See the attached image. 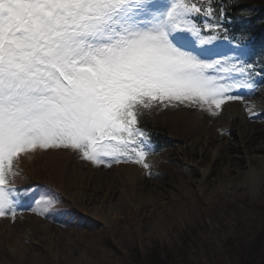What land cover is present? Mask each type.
I'll use <instances>...</instances> for the list:
<instances>
[{"label": "rangeland", "instance_id": "374dc122", "mask_svg": "<svg viewBox=\"0 0 264 264\" xmlns=\"http://www.w3.org/2000/svg\"><path fill=\"white\" fill-rule=\"evenodd\" d=\"M221 24L211 9L184 35L216 55L221 66L210 74L240 84L227 95L257 102L254 114L230 111L236 99L211 110L138 108L137 122L176 140L162 150L140 136L134 147L148 153V168L123 158L97 165L64 148L22 155L10 180L16 216L0 217V264H154L153 253L160 264H264V49L216 37ZM247 123L260 131L248 133Z\"/></svg>", "mask_w": 264, "mask_h": 264}, {"label": "snow or ice", "instance_id": "6c2138e0", "mask_svg": "<svg viewBox=\"0 0 264 264\" xmlns=\"http://www.w3.org/2000/svg\"><path fill=\"white\" fill-rule=\"evenodd\" d=\"M193 11L186 0H0V217L16 216L8 185L22 155L64 148L148 168L138 108L240 98L184 35Z\"/></svg>", "mask_w": 264, "mask_h": 264}, {"label": "trees", "instance_id": "16d2710c", "mask_svg": "<svg viewBox=\"0 0 264 264\" xmlns=\"http://www.w3.org/2000/svg\"><path fill=\"white\" fill-rule=\"evenodd\" d=\"M197 7L204 9L215 7L219 14H224L226 23L217 29V33L224 32V37L241 45H249L254 48H264V1L253 0L252 4H245L242 0H196ZM192 4V3H191ZM194 24L198 18H202L200 12H196ZM245 15H248L247 18ZM264 70V65H263ZM140 128L144 136L157 148L167 149L176 145V140L160 127L151 122L140 119ZM163 261L158 254H151L149 262L160 264Z\"/></svg>", "mask_w": 264, "mask_h": 264}, {"label": "bare ground", "instance_id": "6f19581e", "mask_svg": "<svg viewBox=\"0 0 264 264\" xmlns=\"http://www.w3.org/2000/svg\"><path fill=\"white\" fill-rule=\"evenodd\" d=\"M256 107H257V102L255 103V102L251 101L250 99L247 100L245 98H240V99L234 100V102L231 104L230 111H232L235 115H242V117H243L245 112L252 114ZM243 122H244V119H243ZM236 126H238V123H236ZM259 126H260V124H258V123H251V124L247 123V124H243L241 126V128H244L246 131H248V133L252 134L253 132H259L260 131Z\"/></svg>", "mask_w": 264, "mask_h": 264}]
</instances>
